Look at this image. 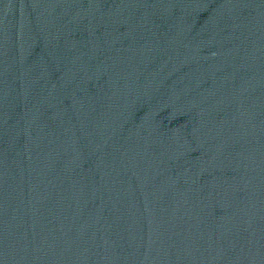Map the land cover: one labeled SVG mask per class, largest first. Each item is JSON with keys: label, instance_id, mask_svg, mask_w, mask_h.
<instances>
[{"label": "water", "instance_id": "95a60500", "mask_svg": "<svg viewBox=\"0 0 264 264\" xmlns=\"http://www.w3.org/2000/svg\"><path fill=\"white\" fill-rule=\"evenodd\" d=\"M0 264H264V0H0Z\"/></svg>", "mask_w": 264, "mask_h": 264}]
</instances>
